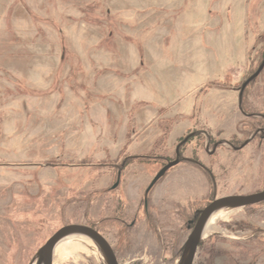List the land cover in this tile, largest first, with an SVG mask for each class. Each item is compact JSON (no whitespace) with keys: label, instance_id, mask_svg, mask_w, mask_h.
<instances>
[{"label":"rangeland","instance_id":"rangeland-1","mask_svg":"<svg viewBox=\"0 0 264 264\" xmlns=\"http://www.w3.org/2000/svg\"><path fill=\"white\" fill-rule=\"evenodd\" d=\"M263 62L264 0H0V264L69 224L180 264L195 210L264 190ZM208 226L192 264H264V202ZM53 264L106 262L66 239Z\"/></svg>","mask_w":264,"mask_h":264},{"label":"water","instance_id":"water-1","mask_svg":"<svg viewBox=\"0 0 264 264\" xmlns=\"http://www.w3.org/2000/svg\"><path fill=\"white\" fill-rule=\"evenodd\" d=\"M263 65L264 62L260 65L258 71L263 67ZM257 72L255 73V75L257 74ZM255 75L253 77H255ZM250 80L251 79L247 80L242 88H244ZM185 141L186 140H184L182 143H184ZM176 154H178V152H176ZM177 163L178 160L170 162L166 166H164L154 177L148 189H150L169 168L173 167ZM263 200L264 191L252 195L228 196L213 200L212 203H210L207 207L200 211V215L184 245V251L180 264H192L197 246L203 237L202 233L204 231L205 224L213 212L223 208L246 207L259 203ZM69 233H78L90 239L101 251L106 264H118L111 247L97 231L88 226L77 224L65 225L58 229L38 250L36 254V264H53L55 247L63 239V237H65Z\"/></svg>","mask_w":264,"mask_h":264},{"label":"flooded vegetation","instance_id":"flooded-vegetation-1","mask_svg":"<svg viewBox=\"0 0 264 264\" xmlns=\"http://www.w3.org/2000/svg\"><path fill=\"white\" fill-rule=\"evenodd\" d=\"M261 65V64H260ZM260 65L258 66V68L257 69H259V67H260ZM248 80V79H247ZM247 80H245L243 83H242V87H243V85H244V83L247 81ZM248 85V84H247ZM246 87V86H245ZM243 90H244V88H241L240 89V91L238 92V96H242L243 95ZM242 100L241 101H239L238 102V110L240 111V113L241 114H243V115H245L248 119H252V120H255V119H258L259 118V116H256L255 114H251V113H244L242 110H241V108H242ZM257 135H259L258 137L261 139V140H263L264 139V125L263 126H259V127H256L254 130H253V132L250 134V136H249V140L250 139H252V138H255V137H257ZM187 138H184V140H186ZM183 140V141H184ZM182 141V142H183ZM225 143H227V142H225ZM182 144V143H181ZM218 144H221V142H216L215 143V145H218ZM223 144V143H222ZM246 144H248V143H243V144H240L238 147H234V146H232V145H230V149H233V150H240L241 148H243ZM180 147V145H178L177 146V148L175 149V155H176V157L172 160V161H169V162H167L164 166H166L168 163H170V162H173V161H176V160H178V163L176 164V165H178L179 163H180V160H179V158H178V154H176V152H178V148ZM195 164H198L197 162H194ZM176 165H174V166H176ZM199 166H201L200 164H198ZM163 166V167H164ZM163 167H161L160 169H159V171L156 173V175L160 172V170L163 168ZM202 168H204L203 166H201ZM173 167H171V168H169L165 173H164V175H166V173L170 170V169H172ZM205 169V168H204ZM208 172V171H207ZM155 175V176H156ZM163 175V176H164ZM154 176V177H155ZM162 176V177H163ZM161 177V178H162ZM160 178V179H161ZM159 179V180H160ZM158 180V181H159ZM157 181V182H158ZM150 189H146V191L145 192H147V191H149ZM264 190H262V191H259V192H256V193H260V192H263ZM256 193H252V194H256ZM146 194V193H145ZM252 194H249V195H252ZM213 200H215V199H213ZM212 200V201H213ZM211 201V202H212ZM262 202H264V200L263 201H261V202H259V203H262ZM259 203H256V204H259ZM256 204H253V205H256ZM249 206H252V205H249ZM249 206H246V207H249ZM143 207H144V209L145 210H147V202H146V200H144V202H143ZM204 209V208H203ZM203 209H200V210H195V215H194V217H193V219L192 220H189L188 222H187V229L188 230H191L192 231V229H193V227H194V225H195V223H196V221H197V219H198V217H199V215H200V211H202ZM230 209H234V208H230ZM147 212L145 211V214H146ZM131 226L130 227H132V226H134V224H135V219H133L132 221H131V223H129ZM77 225H80V224H77ZM84 226H86V225H84ZM89 227V226H88ZM90 228H92V227H90ZM92 229H94L95 231H97L105 240H106V238L97 230V229H95V228H92ZM191 233V232H190ZM190 235V234H189ZM189 237V236H188ZM188 239V238H187ZM107 241V240H106ZM187 241V240H186ZM107 243H108V241H107ZM186 243V242H185ZM109 244V243H108ZM185 245V244H184ZM109 246L111 247V249H112V251H113V253H114V255H115V257H116V252H115V250H113V248H112V246L109 244ZM116 260H117V258H116ZM117 262H118V260H117Z\"/></svg>","mask_w":264,"mask_h":264},{"label":"bare ground","instance_id":"bare-ground-1","mask_svg":"<svg viewBox=\"0 0 264 264\" xmlns=\"http://www.w3.org/2000/svg\"><path fill=\"white\" fill-rule=\"evenodd\" d=\"M249 195V194H248ZM241 208H243V207H241ZM218 211V210H217ZM217 211H215V212H213L211 215H210V217L208 218V220H207V222H206V224H205V227H204V231H203V235H205L207 232H210V231H212V230H214V228L213 227H211V226H208L209 225V223H210V221L212 220V217L215 215V213L217 212ZM66 239H69V240H72V239H80V240H83V241H90V239L88 240V238H86L85 236H83V235H80V234H78V233H69V234H67L65 237H63V239H62V241L63 240H66ZM73 246V244H69V247H72ZM79 247H82V246H79ZM83 248V247H82ZM55 251H56V247H55Z\"/></svg>","mask_w":264,"mask_h":264}]
</instances>
